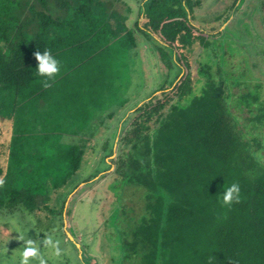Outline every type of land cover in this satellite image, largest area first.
I'll return each instance as SVG.
<instances>
[{
	"label": "trees",
	"instance_id": "16d2710c",
	"mask_svg": "<svg viewBox=\"0 0 264 264\" xmlns=\"http://www.w3.org/2000/svg\"><path fill=\"white\" fill-rule=\"evenodd\" d=\"M197 2L143 0L129 27L101 0H0V131L8 135L0 142V209L48 212L67 232L70 200L56 205L51 196L72 183L70 196L98 175L72 182L89 140L83 132L99 124L98 99L120 73L113 48L135 45L138 30L180 73L133 106L103 155L115 158L98 180L144 188L141 213L123 226L121 264H264V157L257 155L264 100L258 83L232 98L241 83L192 58L193 44H206L190 19L188 3ZM261 10L264 18V0ZM37 50L59 61L47 89L35 75ZM231 101L249 112L248 124ZM233 183L240 202L222 205Z\"/></svg>",
	"mask_w": 264,
	"mask_h": 264
},
{
	"label": "rangeland",
	"instance_id": "374dc122",
	"mask_svg": "<svg viewBox=\"0 0 264 264\" xmlns=\"http://www.w3.org/2000/svg\"><path fill=\"white\" fill-rule=\"evenodd\" d=\"M101 1L104 6L126 16L125 23L129 27L133 26L143 2ZM261 3L262 0H198L194 5L188 3L191 6V22L204 31L202 34L206 41L204 45L195 42L191 56L195 60L197 58L198 62L208 64L213 73L219 71L225 77L227 73L226 80L229 83H241L240 86L233 84L232 98H237L248 89L254 90V84L258 83L264 100V18ZM175 4L178 7V1ZM134 36L135 45H129L125 50L121 48L119 53L113 48L111 62L120 73L115 77L112 91L104 92L98 99L95 118L96 122L100 120L99 124L82 131L89 135V140L76 179L72 182L98 175L92 185L89 182L87 188L74 189L70 196L68 190L72 183L51 196L56 205L63 199L70 200L72 213L67 217V232L64 230L66 223L60 228L59 217L53 219L48 212L33 214L0 209V264H19L23 241L17 239L18 236L23 237V240L33 239L47 264H121L119 255L124 250L121 241L123 226L128 215L136 219L141 213L144 188L107 176L98 180L97 177L108 171L107 161L111 162L115 158L113 154L106 161L103 155L110 152L111 143L121 135L119 127L122 129L127 125L129 117L127 120L123 118L133 106L161 85L168 86L180 73V68L174 62L164 63L158 57L152 42L142 33L134 30ZM230 103V110L239 122L248 124L249 112L233 101ZM259 130L262 147L257 155L262 159L264 126ZM7 137L5 132L0 131V142ZM117 143L118 140L116 148ZM44 213L49 217H42ZM118 213L120 219L115 221ZM36 214L40 217H34ZM48 236L59 241V256L54 254L53 249L43 246V238ZM72 237L77 240L75 244ZM30 264L39 262L32 260Z\"/></svg>",
	"mask_w": 264,
	"mask_h": 264
},
{
	"label": "clouds",
	"instance_id": "9594fccd",
	"mask_svg": "<svg viewBox=\"0 0 264 264\" xmlns=\"http://www.w3.org/2000/svg\"><path fill=\"white\" fill-rule=\"evenodd\" d=\"M35 59L38 62L35 75L45 77L42 81V86L47 89L52 87V81L60 71L59 61L51 55V53L45 50L42 54L40 51H35ZM5 185V180L0 177V188ZM240 202V186L237 183L231 184L222 192V205L231 206L233 203ZM17 239L23 241V248L20 254L19 264H30L32 260H38L39 264H47V261L42 256L39 247L36 246V242L33 239L23 240V237L18 236ZM43 246L49 247L54 250V254L59 256L61 250L59 248V241H54L51 236L43 238Z\"/></svg>",
	"mask_w": 264,
	"mask_h": 264
},
{
	"label": "crops",
	"instance_id": "0c3cea01",
	"mask_svg": "<svg viewBox=\"0 0 264 264\" xmlns=\"http://www.w3.org/2000/svg\"><path fill=\"white\" fill-rule=\"evenodd\" d=\"M108 7H109V6H108ZM108 7H107V8H108ZM108 9H111V8L109 7ZM111 10H112V9H111ZM125 17H126V16H125ZM126 19H127V17H126Z\"/></svg>",
	"mask_w": 264,
	"mask_h": 264
}]
</instances>
